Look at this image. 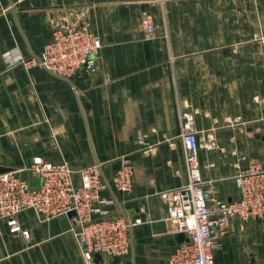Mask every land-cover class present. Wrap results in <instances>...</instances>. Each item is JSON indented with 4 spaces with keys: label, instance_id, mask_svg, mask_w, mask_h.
Returning <instances> with one entry per match:
<instances>
[{
    "label": "crops",
    "instance_id": "crops-1",
    "mask_svg": "<svg viewBox=\"0 0 264 264\" xmlns=\"http://www.w3.org/2000/svg\"><path fill=\"white\" fill-rule=\"evenodd\" d=\"M145 10L157 25L150 41ZM78 16L103 45L90 68L67 79L20 63L42 55L55 20ZM183 112L195 117L203 178L237 200L239 171L264 165V0H0V171L38 156L102 163L107 179L124 156L134 166L132 193L109 192L103 205L142 220L132 250L97 264H167L179 245L162 194L188 180ZM19 224L0 219V264H86L71 216L27 210ZM215 264H264V218L234 219Z\"/></svg>",
    "mask_w": 264,
    "mask_h": 264
},
{
    "label": "built area",
    "instance_id": "built-area-1",
    "mask_svg": "<svg viewBox=\"0 0 264 264\" xmlns=\"http://www.w3.org/2000/svg\"><path fill=\"white\" fill-rule=\"evenodd\" d=\"M141 27L144 39L152 40L157 25L150 11L142 12ZM102 47L88 19L59 18L52 25V40L42 55L20 63L38 65L57 77L69 79L90 68ZM181 139L188 180L183 186L163 193L162 198L167 205L170 232L184 234L185 239L167 264H215L219 239L228 232L234 219L264 218V165L254 160L240 170L235 177L239 198L227 202L218 198L213 186L203 178L199 131L191 112L181 115ZM120 162V169L106 179L102 163L76 169L35 157L25 170L0 174V219L18 232L22 229L19 216L24 211L33 210L44 221L75 212L73 233L86 264H97L101 256H126L133 247V228L142 220L111 214L103 205L113 201L102 194L132 193L134 166L129 156ZM24 173L29 175L27 179L23 178ZM77 175L80 183L76 181ZM35 179L40 181L38 186L33 183ZM23 234L28 235L26 231Z\"/></svg>",
    "mask_w": 264,
    "mask_h": 264
},
{
    "label": "water",
    "instance_id": "water-1",
    "mask_svg": "<svg viewBox=\"0 0 264 264\" xmlns=\"http://www.w3.org/2000/svg\"><path fill=\"white\" fill-rule=\"evenodd\" d=\"M120 167H121V162L119 161L118 164H117V166H116V169L118 170V169H120ZM10 171H13V170H1L0 171V174L6 173V172H10ZM104 177L106 178L105 173H104ZM23 178L27 179L28 178L27 177V174L24 173L23 174ZM33 183H34L35 186H38L39 183H40V181L38 179H35ZM102 194L104 196H107V195H109V191H104ZM74 215H75V212H72V213L69 214V216H71V217H74ZM184 239H185L184 234H179L178 235V241H179V243L183 242Z\"/></svg>",
    "mask_w": 264,
    "mask_h": 264
}]
</instances>
